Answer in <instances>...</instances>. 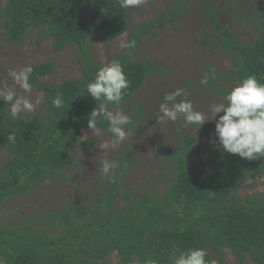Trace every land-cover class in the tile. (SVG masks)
Returning a JSON list of instances; mask_svg holds the SVG:
<instances>
[{
  "label": "trees",
  "instance_id": "16d2710c",
  "mask_svg": "<svg viewBox=\"0 0 264 264\" xmlns=\"http://www.w3.org/2000/svg\"><path fill=\"white\" fill-rule=\"evenodd\" d=\"M0 27L5 41L17 45L34 30L40 40L51 39L52 50L60 52L74 46L78 52L80 77L58 85L43 81L53 71V65H33L29 81L44 94L46 115H33L13 120L7 104L0 100V150L6 154L0 171V208L16 197H26L46 181H66V172L80 168L72 149L91 152L96 143L92 138L82 141L89 113L101 101H94L86 92V84L101 66L88 44L92 38L105 46L127 32L124 47L112 55L119 60L131 82L125 90L119 108L133 101L128 113L133 129L144 115L133 97L143 88L147 76L159 69L149 59L135 60L139 46L148 35H154L168 24H174L189 10L190 0H174L173 5L158 17L128 29L130 9L119 6L118 0H0ZM211 30L202 29L200 44H213L231 59L222 72L208 65L204 85L211 94L223 100L235 85L255 74L264 83V3L249 13L248 21L258 30L251 42L236 38L235 31L221 25L213 9L205 11ZM129 30V31H128ZM214 34V40L210 36ZM61 95L60 108L52 104ZM115 110L114 104L107 105ZM208 139L204 146V162L200 169L204 177L189 169L197 142L189 133L178 135L174 149H164L166 174L164 191L143 190L135 197L123 188L132 155L126 147L114 157L119 166L97 187L87 205L64 204L56 211L28 214L18 221L0 224V261L3 264H112L108 258L115 253L117 264H145L154 259L169 264V256L192 247H203L207 260L225 264L224 250L235 261L264 264V192L239 196L246 183L264 176V157L247 160L222 150L215 129L205 124H192ZM105 135L107 119L97 120ZM200 127V128H199ZM15 133V143L8 141Z\"/></svg>",
  "mask_w": 264,
  "mask_h": 264
},
{
  "label": "rangeland",
  "instance_id": "374dc122",
  "mask_svg": "<svg viewBox=\"0 0 264 264\" xmlns=\"http://www.w3.org/2000/svg\"><path fill=\"white\" fill-rule=\"evenodd\" d=\"M174 0H145L139 7H132L128 13L129 30L139 24L150 21L165 10L169 9ZM264 3V0H190L187 13L174 24H168L163 30L154 35L146 36L141 42L135 60H151L159 69L147 76L143 88L133 97L143 109L144 115L138 126L129 128L131 135L115 149L107 150V158L115 162L114 157L127 147L131 149L132 162L123 188L135 197L143 190L162 193L165 188L163 178L167 176L164 163V149H174L179 134L189 133L195 137L197 146L194 158L189 169L204 177L200 169L204 162V146L208 142L201 132L186 125L181 116L177 121L157 123L159 105L167 92L182 88L188 93V99L194 107L205 113L207 119H212L210 106L223 100L215 97L203 84L200 83L205 74L206 67L212 66L216 72H222L230 67L231 59L222 53L213 44L203 47L200 44L202 29L211 30L205 11L213 9L221 25L235 31L236 38L242 42H251L259 34L254 25L248 21L249 13ZM2 4V2H0ZM128 30V31H129ZM127 34V32H126ZM214 40V34L210 36ZM127 35L116 38L110 46H105L96 38L88 44L89 50L102 66L110 61L112 55L122 51L121 43H126ZM78 52L74 46L65 48L60 52L52 50V40H40L36 31H30L25 40L17 45L8 44L0 27V87L5 84L12 85L8 76L10 68H21L25 65H39L50 63L53 65L51 74L43 81L58 85L66 80L80 77ZM227 87L234 85L226 83ZM18 94H22L17 89ZM42 93L32 88L31 98ZM43 94V93H42ZM182 99L178 97L177 100ZM133 101L125 104L126 113H132ZM9 112V105L7 104ZM46 115L43 102L32 113H22L21 116L31 118L33 115ZM218 114L216 119H218ZM205 125L215 129V119L206 121ZM95 140L94 149L85 153L79 146L72 149L73 156L81 164L80 168L69 169L66 181H46L26 197H16L6 202L0 208V224L18 221L20 217L36 214L41 211H58L64 204L87 205L96 189L105 184L100 167L105 158L99 144L111 138L102 131L101 136L93 135L92 130H82L81 135ZM133 137V138H132ZM6 154L0 150V171L3 167ZM256 192H264V176L255 179L252 184L246 183L239 192L240 197ZM225 264H239L235 261L229 250H224ZM211 258L218 261L215 253L208 252ZM108 260L112 264L118 263L115 253ZM245 264H253L246 259Z\"/></svg>",
  "mask_w": 264,
  "mask_h": 264
},
{
  "label": "clouds",
  "instance_id": "9594fccd",
  "mask_svg": "<svg viewBox=\"0 0 264 264\" xmlns=\"http://www.w3.org/2000/svg\"><path fill=\"white\" fill-rule=\"evenodd\" d=\"M118 2L121 8L130 9L139 7L145 0H118ZM133 45L134 41L122 42L120 46L123 48ZM32 72V65H25L18 69L10 68L8 76L12 85L5 84L0 87V100L9 105V115L13 120L21 118L22 113L36 111L43 102L42 93L37 94L34 100L31 98L33 86L29 77ZM130 83L122 63L119 60H111L104 62L97 69L94 78L86 84L87 94L94 101H101L99 108L96 107L89 113L87 127L92 130L93 135L101 136L102 130L97 127V120L107 119V131L112 136V139L104 140L98 145L105 156L100 167L102 177L111 182H115V177L111 173L119 165L107 158V150L115 149L131 135L127 126L133 123V119L119 108ZM200 83L207 85L208 78L205 76ZM17 89L21 90L22 94H18ZM178 97L182 99L177 100ZM187 97L188 93L182 88L165 93L159 105L160 114L157 117V123L175 122L183 116L186 125L198 124L201 127L206 121L215 119V137L224 152L250 161L264 157V83L259 82L255 74L242 78L228 91L223 102L213 103L210 106L212 119H207L205 113L197 110ZM63 103L59 94L52 100L55 108L62 107ZM109 104L117 107L115 110H109L107 107ZM220 113L223 115H219L216 119ZM87 137V134L82 136V141ZM7 139L15 143V133L10 132ZM207 256L208 252L205 248L192 247L178 255L169 256V264H215V261L207 260ZM0 264H3V261H0ZM145 264H159V262L146 259Z\"/></svg>",
  "mask_w": 264,
  "mask_h": 264
}]
</instances>
